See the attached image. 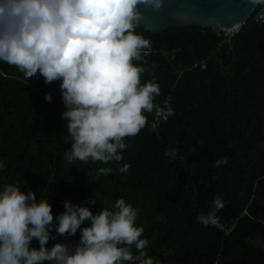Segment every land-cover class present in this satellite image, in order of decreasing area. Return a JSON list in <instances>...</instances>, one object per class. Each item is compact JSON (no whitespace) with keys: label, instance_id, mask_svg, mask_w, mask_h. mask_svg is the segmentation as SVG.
<instances>
[{"label":"trees","instance_id":"1","mask_svg":"<svg viewBox=\"0 0 264 264\" xmlns=\"http://www.w3.org/2000/svg\"><path fill=\"white\" fill-rule=\"evenodd\" d=\"M254 14L229 38L197 25L151 32L140 24L152 47L137 62L145 68L141 83L156 82L160 94L146 126L125 138L119 162H68L60 81L46 84L39 73L25 80L0 62V188L18 183L21 192L48 198L53 228L46 248L79 241V229L72 236L55 231L65 201L95 215L123 198L137 210L147 256L159 264H264V22ZM167 105L172 112L151 128ZM222 157L227 163L215 165ZM124 164L130 167L120 172ZM217 196L223 206L215 215L234 223L227 235L196 219ZM30 247L39 248L35 238Z\"/></svg>","mask_w":264,"mask_h":264},{"label":"clouds","instance_id":"2","mask_svg":"<svg viewBox=\"0 0 264 264\" xmlns=\"http://www.w3.org/2000/svg\"><path fill=\"white\" fill-rule=\"evenodd\" d=\"M141 7L159 11L163 0H0V62L15 66L25 80L39 73L46 84L60 81L66 109L61 117L72 141L64 154L68 162L121 161L125 138L136 136L146 126L145 113L156 107L159 86L141 83L145 68L137 63L152 52L150 39L138 32ZM44 98L51 101L50 95ZM226 163L222 157L215 165ZM98 171L107 175L111 169ZM222 206L214 197L211 210L196 219L227 235L234 223L222 224L215 215ZM63 207L55 231L72 236L79 229V241L46 248L53 228L48 198L37 200L31 190L21 192L18 183L0 188V264H159L147 256L144 228L136 225L137 210L125 199L95 215L69 201ZM34 238L38 249L30 247Z\"/></svg>","mask_w":264,"mask_h":264},{"label":"water","instance_id":"3","mask_svg":"<svg viewBox=\"0 0 264 264\" xmlns=\"http://www.w3.org/2000/svg\"><path fill=\"white\" fill-rule=\"evenodd\" d=\"M257 5L250 0H163L159 11L141 7V26L151 32L188 25L212 30L233 27L248 20Z\"/></svg>","mask_w":264,"mask_h":264},{"label":"built area","instance_id":"4","mask_svg":"<svg viewBox=\"0 0 264 264\" xmlns=\"http://www.w3.org/2000/svg\"><path fill=\"white\" fill-rule=\"evenodd\" d=\"M254 20L257 23H263L264 22V4H261V6L257 9V11L254 14ZM236 26V27H235ZM233 27H229V28H220L219 30L223 29V33L225 36H227L228 38L231 37L234 33H236L240 27L241 24H237ZM218 31V30H217ZM172 112V109L170 108V106H165L163 107V109H159L156 114L154 115L153 120L151 121V126L152 127H156L157 125H159V123L163 120H166L168 115Z\"/></svg>","mask_w":264,"mask_h":264},{"label":"rangeland","instance_id":"5","mask_svg":"<svg viewBox=\"0 0 264 264\" xmlns=\"http://www.w3.org/2000/svg\"><path fill=\"white\" fill-rule=\"evenodd\" d=\"M220 28H217V29H215V30H218L217 31V33H221V32H223V29L222 30H219ZM226 29V28H225Z\"/></svg>","mask_w":264,"mask_h":264},{"label":"bare ground","instance_id":"6","mask_svg":"<svg viewBox=\"0 0 264 264\" xmlns=\"http://www.w3.org/2000/svg\"><path fill=\"white\" fill-rule=\"evenodd\" d=\"M236 27V26H235ZM227 28H229V27H227Z\"/></svg>","mask_w":264,"mask_h":264}]
</instances>
